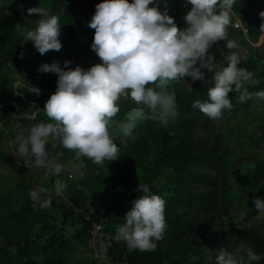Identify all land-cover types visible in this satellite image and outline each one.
Returning <instances> with one entry per match:
<instances>
[{
    "label": "rangeland",
    "instance_id": "rangeland-1",
    "mask_svg": "<svg viewBox=\"0 0 264 264\" xmlns=\"http://www.w3.org/2000/svg\"><path fill=\"white\" fill-rule=\"evenodd\" d=\"M51 1L0 0V13L11 19L21 35L22 32L34 30L39 19L37 14L28 15L26 9L42 6L51 15ZM101 2L103 0H62L64 7L56 15L59 18L61 34L64 38L75 40L79 47L78 54H72L67 59L71 64L64 70L74 69L76 66L86 70L102 63L90 48L95 30L88 27L96 5ZM248 2L249 0H235L231 9V22L226 28L227 40L216 42L210 47L205 68L201 71L204 74L215 73L221 64L226 66V58L230 52L237 51L241 57L238 67L252 72L254 80L258 81L256 84H244V87L253 93L264 90V31L260 29L264 21L259 17L264 7L246 8L244 4ZM167 3L170 5L167 8L169 16L174 18V23L179 29H185L187 25L183 17L191 6L185 5L184 0H161V11ZM217 10H220L219 6ZM235 21H239L247 32L235 30ZM248 22L252 23L251 30L247 26ZM22 39L23 58L20 56L18 67H0V104L4 105L5 102L17 99L21 105L19 119L9 116L8 110L0 109V135L14 153V156L0 159L2 164L5 162L7 165V168H1L0 193L4 194L5 202L12 206L14 211H18L23 205L25 194L30 190L38 186L48 189L42 197H50V207L40 208L31 201L34 261L42 262V247L46 246L44 243L53 236L56 240L54 249L59 251L63 264H98L85 257L86 234L78 230L82 228V221H87L99 212L101 215L109 213L98 223L102 224L118 245L108 253L107 261L101 264H125L126 253L130 251L124 241L116 239L117 230L125 222L124 216L131 201L140 195L135 191L138 186L146 184L153 194L164 199V189L175 176L168 166L162 164V149L172 146L178 120L176 118L167 126H162L151 119H137L132 134L124 136L119 132L118 126L129 122L128 117L136 110L137 105L130 98L121 97L117 101L120 110L112 118L109 127L110 135L114 136V142L120 148V157L116 160L95 164L83 156L77 159L74 151L64 148L58 139L49 137L46 150L50 158L65 165L61 173L48 174L44 168L26 163L16 156L15 137L31 125L52 122L44 113V104L50 95L54 94L58 77L54 76L51 80V77L44 74L43 82L39 78L31 80L23 61L25 57H35L38 52L31 42H27L23 36ZM228 40L236 42L238 49H227L225 45ZM191 82L187 77L181 82L172 81L166 91L173 92L175 87H189ZM150 86L155 87V84ZM31 87L38 88L39 94H35ZM156 90L161 91L159 88ZM17 95H22L26 101ZM238 96L239 93L233 102V108L213 123V127L222 137L219 150L221 164L219 172L213 177L227 194V201L221 211L201 215L199 224L184 239L180 248L171 254V260L175 264H215L217 249L224 247L235 253L241 245L248 247L252 244L242 235L245 232L250 234L252 240L264 244V214L259 212L255 217L248 216L252 194L264 200V100L253 98L241 103ZM24 134L27 135V132L24 131ZM27 179L30 180L29 189L23 190L18 183H24ZM57 179L67 184L62 195H57L54 191ZM59 206L71 213L63 224L60 209L57 208ZM166 211L165 205V213ZM25 223H22L23 226ZM5 242L0 236V249L9 251L16 258V248ZM48 253L49 250L46 254ZM239 258L247 262L244 253H240Z\"/></svg>",
    "mask_w": 264,
    "mask_h": 264
},
{
    "label": "clouds",
    "instance_id": "clouds-1",
    "mask_svg": "<svg viewBox=\"0 0 264 264\" xmlns=\"http://www.w3.org/2000/svg\"><path fill=\"white\" fill-rule=\"evenodd\" d=\"M160 2L103 0L96 5L88 23V27L95 30L90 48L102 63L86 70L79 66L64 70L69 68L71 61L65 60L63 68L53 61L37 69L58 77L54 94L44 104V113L52 122L31 125L24 130L27 135L24 131L17 135L14 141L17 157L44 168L48 174H60L65 165L50 158L46 150L48 139L52 137L64 148L74 151L77 159L83 156L95 164L116 160L120 157V148L110 135L109 127L120 110L117 101L121 97L130 98L137 105L128 117L129 123L118 126L124 136L132 134L137 119H151L167 126L178 117L175 93L166 91L167 86L185 77L193 82L204 79L201 69L205 68L208 50L214 43L227 40L226 28L231 22L235 0H184L185 5L191 7L183 17L187 25L183 30L174 23L167 8L160 10ZM26 12L37 14L39 19L34 30L21 33L23 38L31 42L40 55L49 50L59 51L62 47L59 18L50 15L42 6L28 8ZM259 17L264 21V11ZM260 29L264 31V23ZM225 47L238 49L236 42L231 40ZM226 60V66L221 64L212 77L213 87L207 91L208 99L192 104L212 120L220 119L224 110L233 108L229 97L233 91L239 93L241 103L253 98L264 100V90L250 93L244 87L245 83L258 81L254 80L252 72L238 67L241 63L238 52H230ZM153 84L155 87L150 86ZM31 90L39 94L38 88L31 87ZM66 188L65 182L55 181L57 195H62ZM135 191L140 195L131 201L116 239L124 241L129 251H155L156 242L163 239L167 228L165 201L153 194L146 184ZM47 192L48 189L38 186L28 195L40 208H48L50 197L42 198ZM252 203L264 214V200L256 197ZM216 253L215 264H252L261 260V255L250 246L241 245L235 253L221 247ZM240 253L246 254L247 262L239 258Z\"/></svg>",
    "mask_w": 264,
    "mask_h": 264
},
{
    "label": "trees",
    "instance_id": "trees-1",
    "mask_svg": "<svg viewBox=\"0 0 264 264\" xmlns=\"http://www.w3.org/2000/svg\"><path fill=\"white\" fill-rule=\"evenodd\" d=\"M51 2L53 4L51 15H57V12H60V9L64 7L62 0H52ZM244 5L250 9L252 6L262 8L264 0H249ZM168 6H170L169 3L165 8ZM251 25L252 23L248 22L247 26L250 30ZM59 40L62 45L59 51L49 50L44 55L38 53L35 57L24 58L23 65L26 66L31 80L39 78L43 82L44 74L51 77V80L54 79V76L57 75L38 72L37 69L42 64H51L53 61L59 62L63 68L65 60L72 54H78L79 47L75 40L64 38L62 34ZM21 53H23L22 36L17 32L11 19L0 13V67L7 65L18 67ZM213 76L214 73L204 74L202 81H192L189 87L173 89L179 112L178 126L172 139V146L162 149L161 158L162 164L168 166L175 176L163 192L167 206L165 213L167 228L163 239L156 242L155 251L147 252L137 249L127 252L125 264H175L171 260V254L180 248L184 239L199 224L201 215L215 214L224 208L227 194L213 177L219 172L221 164L219 150L222 145V137L220 132L213 127L214 120L192 107L194 101L204 102L208 99L207 91L213 87ZM237 95L236 91L229 93L232 104ZM15 100L21 106L20 102ZM226 111L224 110L223 113ZM28 193L25 194L23 205L18 211H14L12 206L5 202V199L0 198V235L8 245L14 246L17 250L15 258L9 251L0 249V264H63L59 251L54 249L56 240L53 236L48 238L44 243L46 246L42 247V262L32 259L34 242L32 240L31 215L33 210ZM256 197L255 194H252L250 198L249 217H255L259 213L252 203ZM57 208L60 209L61 224H63L71 213H67V209L63 206ZM108 215L109 213L101 215L97 212L88 221H82V233L86 234L92 222L98 223L100 219H104ZM24 221L26 222L25 226L22 224ZM242 235L249 243H252L249 244L252 250L261 255V260L252 262V264H264V244L261 241L252 240L248 232L242 233ZM116 246L118 245L113 242L110 251ZM47 250H49L48 254H46Z\"/></svg>",
    "mask_w": 264,
    "mask_h": 264
},
{
    "label": "built area",
    "instance_id": "built-area-1",
    "mask_svg": "<svg viewBox=\"0 0 264 264\" xmlns=\"http://www.w3.org/2000/svg\"><path fill=\"white\" fill-rule=\"evenodd\" d=\"M128 2L131 3V0H128ZM233 28L243 33L247 32V29L244 28L239 21L233 23ZM17 96L24 102L26 101L22 95ZM0 109L8 110L9 116L13 119L21 118V107L15 99L7 103L5 102L4 105L0 104ZM33 117H35V115ZM88 220L89 219H87V221ZM91 225L92 226L86 231L85 257L98 264L105 263L114 242L113 238L105 231L101 223Z\"/></svg>",
    "mask_w": 264,
    "mask_h": 264
},
{
    "label": "crops",
    "instance_id": "crops-1",
    "mask_svg": "<svg viewBox=\"0 0 264 264\" xmlns=\"http://www.w3.org/2000/svg\"><path fill=\"white\" fill-rule=\"evenodd\" d=\"M12 91H13V94L14 95H16V93L14 92V89H12ZM25 99V98H24ZM0 134H2V133H0ZM14 153L12 152V149H11V147L8 145V144H5L4 142H3V140H2V138H1V135H0V159H4V158H6L7 159V157L8 156H10V155H13ZM6 156V157H5ZM14 156V155H13ZM1 168L3 169V168H7V165H6V163L4 162L3 164L1 163V161H0V173L2 172L1 171ZM31 168V167H30ZM29 169V168H28ZM30 174V173H29ZM30 178V177H29ZM28 178V179H29ZM27 179V181H25L24 183H18V185L23 189V190H25V189H29V184H30V180H28ZM0 198H4V194L3 193H0ZM43 198V197H42ZM32 201V200H31ZM31 207H32V209H33V203H31ZM62 221V220H61ZM79 229V228H78ZM82 228H80L78 231H80V233L82 232V230H81ZM1 236V235H0ZM1 238L3 239V237L1 236ZM6 243V242H5Z\"/></svg>",
    "mask_w": 264,
    "mask_h": 264
}]
</instances>
